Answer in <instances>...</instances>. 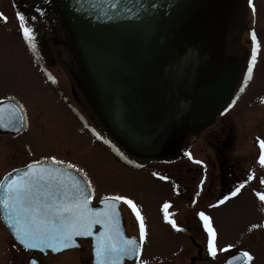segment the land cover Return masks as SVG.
Here are the masks:
<instances>
[{"label":"water","instance_id":"95a60500","mask_svg":"<svg viewBox=\"0 0 264 264\" xmlns=\"http://www.w3.org/2000/svg\"><path fill=\"white\" fill-rule=\"evenodd\" d=\"M107 2L17 0L39 16L87 113L126 159L110 147L113 154L126 164L176 160L186 136L210 126L234 90L244 0ZM79 238L91 247L92 238Z\"/></svg>","mask_w":264,"mask_h":264},{"label":"rangeland","instance_id":"374dc122","mask_svg":"<svg viewBox=\"0 0 264 264\" xmlns=\"http://www.w3.org/2000/svg\"><path fill=\"white\" fill-rule=\"evenodd\" d=\"M0 6L14 18L12 9L7 11L3 7L10 6L9 0ZM255 6V22L243 6L241 28L234 44V58L240 59L243 65L248 49L246 30L249 27L256 30L260 49L253 78L243 93H237L234 106L217 118L223 119L224 124L231 128L229 133L233 135V140L229 149L232 157L238 160L244 174L248 176L251 172L254 178L236 197L223 205L209 208L208 205L216 201L200 199L193 204L192 210L194 213L205 211L212 218L221 246L230 243L234 245L233 251L248 250L254 256L252 264H264V204L254 195V191L264 192V185L260 184L264 168L256 162L259 154L257 137L264 139V0H256ZM12 21L6 27H15ZM39 28L43 43L48 45L42 28ZM51 52L52 63L48 67L56 76L54 86L45 85L43 74L36 72L38 69L33 65V54L23 45L20 33L15 28L0 29V99L14 97L24 105L27 120L21 132L0 134V177L9 169L52 155L71 161L88 174L95 188V199L106 194H120L137 204L148 232L140 257L144 264H220L223 254H219L214 262L210 261L203 252L201 238L192 231L175 232L163 221L161 205L168 201L171 213L180 204V201L173 200L175 185L170 182L178 173L170 168L185 165L181 170L182 177L187 180L182 182L187 183L191 190L197 179H194L197 169L183 161L169 165L154 163L140 169L128 168L117 161L102 142L81 99L71 90L70 81L54 50L51 49ZM194 140L189 148L195 157L214 162L209 145L202 138ZM163 171L168 180L152 175L153 172L162 175ZM120 212L126 234L138 237L135 218L130 210L121 204ZM176 219L182 226H191L190 215L184 210L178 211ZM253 225H256L255 228L261 225L263 232H256ZM19 261L25 264L0 224V264H18ZM43 264H90L88 245L83 243L80 249L50 257L43 260Z\"/></svg>","mask_w":264,"mask_h":264},{"label":"snow or ice","instance_id":"6c2138e0","mask_svg":"<svg viewBox=\"0 0 264 264\" xmlns=\"http://www.w3.org/2000/svg\"><path fill=\"white\" fill-rule=\"evenodd\" d=\"M76 3L81 4L83 8L81 0H76ZM247 4L254 15L253 0H247ZM117 6L112 0L104 4L105 9H115ZM15 15L23 40L34 51L32 28L28 26L23 14L17 12ZM0 20L6 21L7 17L0 13ZM250 36L251 57L239 88L240 93L245 91V86L253 78V69L260 49L254 30L250 32ZM235 103L233 99L224 111L227 112ZM17 123L26 126L24 105L14 97L0 99V128L14 127ZM93 135H96L94 131ZM97 139L101 138L97 136ZM103 143L109 145L121 159H126L109 140L104 139ZM257 144L259 154L256 162L264 168V139L257 137ZM186 155L194 163L203 165L202 161L195 160L190 153ZM152 175L161 180L167 179L155 172ZM253 178V174L249 172L246 180L237 184L227 195L222 196L215 204H209L208 207H218L230 198L236 197ZM203 183L201 179L200 186ZM260 184L264 185V177L260 179ZM254 195L264 204V192L254 191ZM94 196V185L82 167L52 155L40 160H32L22 168L12 169L10 173H5L0 178V215L11 230V235L26 251L50 250L57 253L79 247L74 238L88 237L92 238V264H123L125 260L144 264L140 257L148 232L145 218L137 204L125 195L106 194L98 198L97 203L103 205L98 207L91 204ZM192 203H196L195 198ZM121 204L127 206L135 218L138 238L127 236L122 230L119 210ZM169 208L168 201L161 205L164 223L175 232L183 231L178 223L170 218ZM195 216L204 234L202 249L210 261L214 262L219 254H226L223 264H252L254 256L248 250L236 249L233 252L231 250L234 245L219 244V233L214 227L212 218L205 211H197ZM94 226L99 227L94 231ZM252 227L255 228L256 225ZM30 264L37 262L32 260Z\"/></svg>","mask_w":264,"mask_h":264},{"label":"flooded vegetation","instance_id":"af4514ba","mask_svg":"<svg viewBox=\"0 0 264 264\" xmlns=\"http://www.w3.org/2000/svg\"><path fill=\"white\" fill-rule=\"evenodd\" d=\"M9 1H10V6L9 7L3 6V7L7 8L8 9L7 11L12 9L14 14H16L17 12L23 14L26 18V22L28 26L31 27L33 30V39L35 43V50L33 54L34 67H36L38 71L40 69L38 68V65H42V63H44V65L48 67V65L52 63V54H51L52 52L49 45L43 43V39L41 38L42 32L41 29L39 28L40 26H38L36 19L35 18L33 19V15L31 13H26L25 11L17 9L13 5V0H9ZM3 2H6V0H0V4ZM255 12L257 14L256 7H255ZM0 13H2L4 16L7 17L6 21L0 20V29L8 30L12 28L16 29L18 27V21L16 19V15L14 16V18L10 17L9 12L6 13L4 8L2 9L1 6H0ZM11 19L13 20L12 24H14L15 27H6ZM36 35H38V37ZM24 45L27 46L25 41H24ZM48 69L50 70L49 67ZM51 75L54 74L52 73ZM216 120H218L219 122L218 121L214 122L212 126L204 129L198 135L188 138L185 144V148L188 151V153H190L195 160L202 161L203 165L194 163L193 160H190L188 158V156L177 162H174L175 164L183 161L185 164L191 165L197 169V176L194 178L197 179L193 185V190H191L192 188L189 187L187 183L182 182L184 180H187V178L182 177L183 171L181 169L185 168L184 164L179 167L174 166L170 168L171 170H176L178 173L177 177L171 178L172 182L174 179H177V181L174 182L175 188L172 191V194L174 196L173 200L180 201V204H178V207L175 209V212L178 213V211L180 212V210H184L187 212L188 215H190V218L192 220L191 226L190 225L182 226V229L188 232L192 231L193 234H195L197 237L201 239H203V231L196 220L195 214L191 210V207L193 206L192 200L195 198L196 202L197 200L200 199H204V201H209V200L217 201L222 196L227 195L228 192L232 188H234L237 184L243 182L245 180V175H246L243 172V168L240 165H238L239 163L238 160L232 157L231 155L232 151L229 149V147L232 145V140H233V135L229 133V130H231V128H229L227 125L224 124L223 119H216ZM195 138H202L209 145L210 149L213 152V157L215 158L214 162L209 163L207 161L208 162L207 163L206 161L195 157L193 150L189 148L191 142L195 141L194 140ZM164 173L166 172L163 171L162 176H165ZM201 179H203L204 181L202 186H200ZM197 193H199V195H197ZM259 202L261 201L259 200ZM254 230L258 233L263 232V228L261 225L255 228ZM16 249L20 253L21 259L24 261L25 264H28L30 259H34L37 262V264H43V260H47L50 257H53L48 253L45 255H41L37 253H28L19 248ZM18 264H23V263L19 261Z\"/></svg>","mask_w":264,"mask_h":264},{"label":"bare ground","instance_id":"6f19581e","mask_svg":"<svg viewBox=\"0 0 264 264\" xmlns=\"http://www.w3.org/2000/svg\"><path fill=\"white\" fill-rule=\"evenodd\" d=\"M63 254V253H62Z\"/></svg>","mask_w":264,"mask_h":264}]
</instances>
